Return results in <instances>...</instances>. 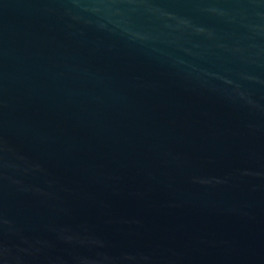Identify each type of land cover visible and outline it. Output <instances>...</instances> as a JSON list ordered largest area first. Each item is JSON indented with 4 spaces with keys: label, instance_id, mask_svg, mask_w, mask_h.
I'll use <instances>...</instances> for the list:
<instances>
[{
    "label": "water",
    "instance_id": "1",
    "mask_svg": "<svg viewBox=\"0 0 264 264\" xmlns=\"http://www.w3.org/2000/svg\"><path fill=\"white\" fill-rule=\"evenodd\" d=\"M0 264H264V0H0Z\"/></svg>",
    "mask_w": 264,
    "mask_h": 264
}]
</instances>
